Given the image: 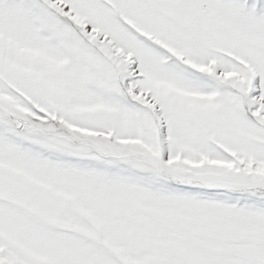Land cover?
Segmentation results:
<instances>
[{"label":"snow or ice","instance_id":"snow-or-ice-1","mask_svg":"<svg viewBox=\"0 0 264 264\" xmlns=\"http://www.w3.org/2000/svg\"><path fill=\"white\" fill-rule=\"evenodd\" d=\"M0 264H264V0H0Z\"/></svg>","mask_w":264,"mask_h":264}]
</instances>
